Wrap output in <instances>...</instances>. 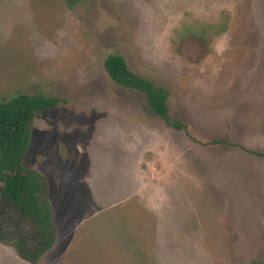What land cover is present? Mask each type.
<instances>
[{
	"label": "rangeland",
	"instance_id": "rangeland-1",
	"mask_svg": "<svg viewBox=\"0 0 264 264\" xmlns=\"http://www.w3.org/2000/svg\"><path fill=\"white\" fill-rule=\"evenodd\" d=\"M188 34L209 41L198 62ZM109 55L184 127L113 82ZM17 93L64 101L24 157L58 235L37 264L264 263V0H0V99ZM0 264L33 263L0 244Z\"/></svg>",
	"mask_w": 264,
	"mask_h": 264
},
{
	"label": "trees",
	"instance_id": "trees-1",
	"mask_svg": "<svg viewBox=\"0 0 264 264\" xmlns=\"http://www.w3.org/2000/svg\"><path fill=\"white\" fill-rule=\"evenodd\" d=\"M64 1L72 10L87 2ZM208 45L204 35L188 34L180 39L179 52L198 62L209 49ZM193 54L199 57L189 56ZM104 67L113 82L144 94L156 116L176 129L184 127L171 121L167 92L132 72L124 57L109 55ZM63 103L58 97L44 94L17 93L0 99V244L12 247L20 258L33 264L53 249L58 235L48 179L26 167L24 157L31 145L37 117Z\"/></svg>",
	"mask_w": 264,
	"mask_h": 264
}]
</instances>
